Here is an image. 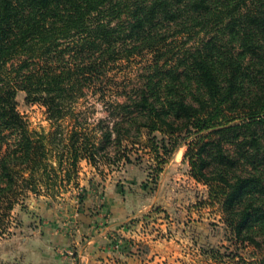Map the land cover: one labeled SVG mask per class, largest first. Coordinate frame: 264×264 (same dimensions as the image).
<instances>
[{"label": "trees", "instance_id": "16d2710c", "mask_svg": "<svg viewBox=\"0 0 264 264\" xmlns=\"http://www.w3.org/2000/svg\"><path fill=\"white\" fill-rule=\"evenodd\" d=\"M19 91L72 120L61 167L148 152L158 172L185 147L230 241L255 250L233 264H264V0H0V215L41 183L55 196L62 172Z\"/></svg>", "mask_w": 264, "mask_h": 264}, {"label": "rangeland", "instance_id": "374dc122", "mask_svg": "<svg viewBox=\"0 0 264 264\" xmlns=\"http://www.w3.org/2000/svg\"><path fill=\"white\" fill-rule=\"evenodd\" d=\"M16 99L29 131L44 136L49 161L62 171L58 175L63 182L57 178L55 196L46 194L44 183L38 193L19 196L11 211L0 215L1 242L16 234L30 235L51 219L64 230L77 211L89 215L94 228L107 227L111 245H151L147 251L151 257L144 264H233L255 255L252 247L230 241L218 206L207 200L206 186L189 175L185 147L158 172L148 152H139V160L132 153L130 163L99 169L81 158L75 167L68 166L64 152L61 167L58 159L72 120H50L45 107L26 101L24 92L19 91ZM93 109H88L89 123L102 115L99 104ZM126 209L128 219L115 229L111 215Z\"/></svg>", "mask_w": 264, "mask_h": 264}, {"label": "crops", "instance_id": "0c3cea01", "mask_svg": "<svg viewBox=\"0 0 264 264\" xmlns=\"http://www.w3.org/2000/svg\"><path fill=\"white\" fill-rule=\"evenodd\" d=\"M127 212L111 215L115 229L128 219ZM71 217L73 225L64 230L49 219L50 223L30 235L16 234L0 241V264H144L150 259L151 245H111L107 227L94 228V221L84 212L76 211Z\"/></svg>", "mask_w": 264, "mask_h": 264}, {"label": "built area", "instance_id": "2783aa9c", "mask_svg": "<svg viewBox=\"0 0 264 264\" xmlns=\"http://www.w3.org/2000/svg\"><path fill=\"white\" fill-rule=\"evenodd\" d=\"M71 254V252H69Z\"/></svg>", "mask_w": 264, "mask_h": 264}]
</instances>
